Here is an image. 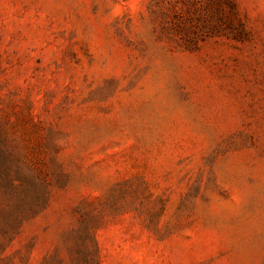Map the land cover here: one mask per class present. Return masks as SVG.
<instances>
[{
	"label": "rangeland",
	"instance_id": "rangeland-1",
	"mask_svg": "<svg viewBox=\"0 0 264 264\" xmlns=\"http://www.w3.org/2000/svg\"><path fill=\"white\" fill-rule=\"evenodd\" d=\"M8 176L0 264H264V0H0Z\"/></svg>",
	"mask_w": 264,
	"mask_h": 264
},
{
	"label": "trees",
	"instance_id": "trees-1",
	"mask_svg": "<svg viewBox=\"0 0 264 264\" xmlns=\"http://www.w3.org/2000/svg\"><path fill=\"white\" fill-rule=\"evenodd\" d=\"M7 175V174H5ZM6 179V182L8 184V190L11 192H20L16 190V185L14 183V176L8 178H1L0 177V195L3 194L4 197L7 196V192L2 190L1 182ZM9 208L5 210L8 215L7 222L5 221L4 224L2 222L0 223V231L3 233L2 236H0V247H3L5 245V242H9L13 239V237L10 235V233H14V231L17 230L18 224H15L16 222H19L21 217L25 214L24 210H18V208L21 207V201L18 199V197H12L9 201ZM27 213V212H26Z\"/></svg>",
	"mask_w": 264,
	"mask_h": 264
}]
</instances>
